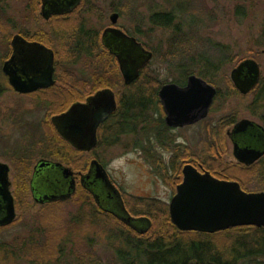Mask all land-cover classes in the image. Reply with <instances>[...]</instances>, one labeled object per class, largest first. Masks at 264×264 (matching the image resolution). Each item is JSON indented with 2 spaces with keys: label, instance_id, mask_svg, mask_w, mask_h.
Segmentation results:
<instances>
[{
  "label": "trees",
  "instance_id": "obj_1",
  "mask_svg": "<svg viewBox=\"0 0 264 264\" xmlns=\"http://www.w3.org/2000/svg\"><path fill=\"white\" fill-rule=\"evenodd\" d=\"M6 1L0 0V15H4L2 6ZM93 1L82 0L81 5L71 15L53 17L48 24V32L43 31L34 36H29L23 31L19 33L27 41L37 42L54 52L53 68H55L56 85L54 88L43 89L30 95L39 105L47 107L45 110L48 118L43 124L47 139L39 140L40 146L36 148L37 156L34 157L35 153L31 152L33 147L18 154L17 163L22 177V186L18 188L16 185L14 191L15 205L18 209L30 198V183L23 177L30 175L31 171L33 173L38 158L58 161L82 173L89 170V158L80 157L81 153L71 148L60 137L52 123V118L65 114L72 106L85 102L99 91L114 90L122 85V76L114 64V57H111L114 62L105 61L110 55L101 44V30L91 23L90 16L91 14L100 16L102 20V12L110 11L118 13L120 18L125 20L129 17V9L123 1L114 3L115 0H107L110 4L105 2L107 5L105 8L101 7L105 5L101 0H96L97 3ZM100 1L101 5L98 4ZM29 4V7L38 10L41 0H29ZM237 15L244 16L240 8L237 9ZM132 20L136 23L135 34L124 28L122 30L135 38L143 33L139 27L143 21H147L151 28L171 32L165 54H160L161 46L158 48H151L147 44L143 46L154 52L153 61L160 60L167 63L169 69L178 75L173 81L175 84H186L191 75L214 84V79L218 78L224 65L229 63L230 49L223 45L208 43L206 47L210 51L199 50V52L192 45L194 42L190 39L195 19L186 22L176 11H153L144 18L139 15ZM256 44L264 51V26ZM81 62L85 63L82 73L85 74L86 79L76 80L77 77L74 76L71 68ZM150 66L151 64L147 65L141 71L139 79L134 84L123 85L118 91L116 95L118 111L113 116L114 120L107 124V128L101 130L98 150L102 146L116 144L121 136L138 135V138L154 133L157 143L170 152L171 156L168 160H164L150 146L153 136L146 139L145 144L135 142L134 147L140 148L153 174L165 185L173 186L174 191L183 179V168L188 164L196 168L201 167L205 172L216 177L235 176L238 171L225 169L222 159L223 130L227 121L228 124L234 123L233 116L219 121L214 146L209 143L210 145L206 144L202 151L196 152L187 147L170 145L173 139L164 126V114L157 94L164 83L154 77ZM64 74L67 75V80L63 78ZM7 81L0 67V97L12 91ZM83 84L85 86L83 89L88 90L85 95L77 91ZM228 84H232L230 80ZM230 89L228 96L238 94L234 87L231 86ZM254 96L256 99L249 106L252 113L264 109V77ZM220 97L221 94L218 98ZM76 195L81 196L82 192L79 191ZM88 195L82 201L73 197L71 202L40 207L42 213H39L38 228L35 227L27 238L18 243L19 246L0 243V264H18L20 260L30 264H62L69 244L73 246L72 254L77 256L76 264H101L97 255L91 251V247L101 240L104 241L103 245L115 255L117 264H249L252 262L261 264L259 260L264 258V228L240 227L216 234L179 232L171 222L168 204L153 198L123 194L126 212L132 218L149 221V226L142 235L114 215L102 210L98 212L91 195ZM132 201H135V205L131 204ZM69 204L79 205L77 215L65 210ZM95 229L99 230L101 236L97 237V232L92 233ZM82 246L86 248V253L79 255L75 250L79 251Z\"/></svg>",
  "mask_w": 264,
  "mask_h": 264
},
{
  "label": "rangeland",
  "instance_id": "obj_2",
  "mask_svg": "<svg viewBox=\"0 0 264 264\" xmlns=\"http://www.w3.org/2000/svg\"><path fill=\"white\" fill-rule=\"evenodd\" d=\"M101 1L105 4L104 6L101 5ZM101 1L98 4L105 8L107 6L105 2L108 1ZM120 1H123V4L129 9V17L125 20L119 19L118 27L120 29L124 28L135 34L136 23L132 18H137L139 15L144 18L153 11H176L178 16L183 17L186 22L195 19L190 40L194 42L192 45L196 47L198 52L199 50L210 51L206 47L208 43L220 44L230 49L229 63L227 62L224 65L218 78L214 79V86L221 92V100L216 102L214 111H212L208 119L197 126L177 130L174 134H171L172 139L174 142L176 141L178 146H182V148L187 147L197 152L202 151L203 145L211 140L212 128L217 125L221 118L227 115L237 114L238 120L255 119L252 118L247 109L249 103L252 101V95L248 97H243L240 94L228 96L231 86L233 87V84H228V81L231 79L230 75L232 70L239 63L249 59H254L259 64L262 76L264 77V51L257 47L256 44V40L264 26V0H115L114 3H121ZM93 2L97 3L96 0ZM29 6V0H7L2 6L4 8V15H0V67L11 57V38L17 34L19 35L21 31L28 33L29 36H34L43 31H49L48 24L53 17L49 21H45L40 17L41 6L38 7V10ZM239 8L244 16L237 15V9ZM102 14V20L100 16L91 14L90 21L97 29L101 30L100 34L103 35V31L111 25L110 16L113 13L108 11L106 13L102 12ZM142 23L139 27L143 33L136 38L142 45L147 44L151 48L161 46L162 49L160 52L162 53L160 54H165L168 50L167 43L171 32L151 28L147 21H143ZM111 57L113 56L110 55L105 58V61H115L114 64L119 70L116 59L114 58L115 60L113 61ZM150 64V71H152L154 77L161 83H175L173 81L175 78H178V75L169 69L167 63L160 60L153 61L152 59ZM84 66L85 63L81 62L79 65L71 68L74 76L77 77L76 80L86 79L85 74L82 73ZM63 78L67 80V75L64 74ZM121 84L113 91L118 93L122 89L124 85L123 78ZM83 87H85L84 84L77 90L81 94L88 91L85 88L83 89ZM45 109H47L46 106L39 105L38 101L30 95L18 94L17 100L15 92L10 91L0 97V162L10 167V180L13 182L12 191L16 190V185L18 188L22 186V177L20 176V169L17 163L18 154L24 151L26 152L29 147H33L34 149L31 152L35 153L34 157L37 156L36 148L40 146L38 144L39 140L42 138L43 140L47 139L46 130L43 128V124L48 118V116L46 117L47 110ZM71 109L66 113L67 119L69 120H72L70 118L72 116ZM259 116H264V112ZM65 121L67 122V120ZM255 121L259 122L257 119ZM65 127L66 124L63 123V135L67 140L74 141V135L65 131ZM83 128H85L83 138L86 139V143H90L87 139L89 134L88 123L83 125ZM154 135L156 134L151 133L149 136L145 135L138 138V135L136 137H132L131 135L121 136L115 145H106L99 150L97 159L104 166L109 178L116 183L123 194L140 198H153L169 205L175 194L173 186L165 185L158 176H155L140 148L136 149L134 147L135 142L145 144L146 139L148 140L153 136L151 140L152 145L150 146L158 154L163 155L165 160H168L171 156L170 152L164 148L163 150L160 148ZM229 151L231 152L230 147ZM80 156H85L89 160L93 158H90L88 154H80ZM226 159L234 162L230 153ZM39 160L38 158L37 163ZM67 168L73 172L79 171H75L70 167ZM30 173V175L23 177V179L30 182L32 171ZM241 176L244 175L241 174ZM256 176L257 173L255 172L248 175V177ZM249 187L251 190L260 189L259 185ZM52 191L53 188L48 187L44 188L41 193H51ZM79 191H77V194ZM81 192L82 195H76L74 199L79 198V201L86 199L88 194L84 191ZM131 204L135 205V201H132ZM76 206L69 204L65 210H69L73 215H77L79 205ZM40 207L34 204L30 194L27 203L20 209L16 208V219L14 223L10 227L0 231V243H6L14 247L19 246L18 243L27 238L35 230V227L38 228L39 213H42ZM95 209L98 212L100 211L98 206ZM93 230L92 233H98L97 237L101 236L98 229ZM103 244L104 241L102 240L95 243L91 247V251L97 255L101 264H117L113 252ZM72 248V244H69L63 260L64 263L62 264H76L77 256L72 254ZM75 251L79 255H83L86 253V248L84 249L82 246L79 251L78 249ZM70 254H72L71 257ZM259 262L264 264V258L260 259ZM18 264L30 263L20 260ZM249 264L256 263L252 262Z\"/></svg>",
  "mask_w": 264,
  "mask_h": 264
},
{
  "label": "water",
  "instance_id": "obj_3",
  "mask_svg": "<svg viewBox=\"0 0 264 264\" xmlns=\"http://www.w3.org/2000/svg\"><path fill=\"white\" fill-rule=\"evenodd\" d=\"M81 3L82 0H41L40 17L49 21L52 17L71 15ZM119 19L118 13H113L110 16L111 25L103 31L101 44L110 55L115 57L124 85L129 86L139 79L142 69L151 63L153 52L146 50L136 38L120 29L118 27ZM11 48V59L3 64L2 72L7 77L12 91H18L19 95H31L43 89L54 88L56 85L55 68H53L55 55L52 50L37 42H28L20 35L12 38ZM230 78L235 89L241 95L246 96L259 84L261 70L257 62L246 60L232 70ZM186 84L185 87H180L175 83H167L157 93L166 115L165 123L168 128L179 129L194 126L209 116L217 90L196 75L189 76ZM98 102L96 98L92 103L93 106ZM72 107L70 111L72 120L67 119L65 113L52 118V123L58 134L74 147H76L74 144L80 143L78 140L83 139L87 148H90L93 145V139L89 129L87 139L90 143H86V139L83 138L85 132L83 125L88 123L89 115L82 121V106L76 104ZM110 112L106 109L99 115V112L96 113V116H99L97 120L109 116ZM63 123L66 124L65 131L74 135V141L67 140L63 135ZM249 128L261 132V129L256 128L253 123L241 121L235 126L233 135L243 134ZM93 131L91 129L92 134ZM263 156V146L258 149L242 147L236 142L235 157L240 163L251 166ZM38 163L32 183V190L38 203L46 205L70 200L74 192V181L70 180L73 177L72 170L61 168L58 163L52 164L44 160ZM43 169H47L46 173L38 178L37 174ZM51 169L60 170L61 173L50 171ZM90 169L91 173L86 176L84 185L90 194L93 192L96 195V198L93 196L97 201V198L100 199L98 194L102 195L103 192L105 195V190L102 189L105 185L107 187L110 185L109 177L107 171L97 161L92 163ZM200 169L189 164L183 168V181L177 187L176 194L169 204L171 222L180 232L216 234L240 227L264 228V193H245L237 183L218 181L209 172ZM9 174V166L0 163V197L5 211V215L0 218L1 228L11 226L16 219ZM63 180L70 181L69 188L58 192ZM95 183L98 184L96 187H94ZM48 187L53 188L51 193H41L44 188ZM103 203L100 202L104 209L103 212L114 215L130 228L136 231L148 228L149 221L147 219L141 221L132 219L122 202L120 205L118 202L115 204L104 203V207Z\"/></svg>",
  "mask_w": 264,
  "mask_h": 264
},
{
  "label": "flooded vegetation",
  "instance_id": "obj_4",
  "mask_svg": "<svg viewBox=\"0 0 264 264\" xmlns=\"http://www.w3.org/2000/svg\"><path fill=\"white\" fill-rule=\"evenodd\" d=\"M17 36H18V34H17ZM130 36V35H129ZM11 56H12V53H11ZM9 59H11V57L9 58ZM8 59V60H9ZM8 60H6V61H8ZM249 60H254V59H249ZM5 61V62H6ZM246 61V60H245ZM255 61V60H254ZM4 62V63H5ZM244 62V61H243ZM256 62V61H255ZM242 63V62H241ZM241 63H239L238 64V66L241 64ZM17 65H18V60H17ZM259 65V64H258ZM3 66V65H2ZM237 66V67H238ZM236 67V68H237ZM260 68V67H259ZM260 70H261V68H260ZM262 78H263V76H262V72H261V78H260V82H261V80H262ZM232 82V81H231ZM260 82H259V84L256 86V88L250 93V94H248V95H246V96H243V95H241L236 89V91H237V93L238 94H240L241 96H243V97H248V96H250V95H252V101L249 103V105H248V107H247V109H248V112L250 113V115L252 116V118H255V119H257L259 122H257V121H255V119L254 120H251V119H240V120H238V118H237V114H230V115H227V116H225V117H230V116H233L232 118H234V123L232 124V123H229L228 124V121L225 123L226 125H225V128H224V130H223V143H224V153H223V156H222V159H223V163H224V165H225V169H227L228 171H230V170H233V171H238L239 173H241V174H243L244 176H241V174H239V173H236L235 174V176H224L223 178H221V177H216V176H214V175H212L215 179H217L218 181H223V182H228V183H237L239 186H240V188L245 192V193H248V194H251V193H264V156L263 157H261L258 161H256L254 164H252L251 166H246V165H244V164H242V163H240L238 160H237V158L235 157V146H236V142L239 144V145H241L242 147H246V146H248V147H250V148H256V149H258V148H260V147H264V116H259L262 112H264V109H261V110H258V111H256L255 113H252V111H250V109H249V106L251 105V104H253V102L255 101V99H256V97L254 96V93L256 92V90H257V88L259 87V85H260ZM186 83H187V81H186ZM209 85H211V86H213L216 90H217V95H216V97H215V99H214V103H213V105H212V107H211V110H210V113H209V116H210V114L212 113V111H214V107H215V104H216V102H217V98H218V96H219V94H221V92L219 91V89L216 87V86H214V84H211V83H209V82H207ZM7 84H9V81H7ZM134 84V83H133ZM233 84V83H232ZM163 85H165V84H163ZM162 85V86H163ZM178 86H180V87H185L187 84H183V85H180V84H177ZM161 86V87H162ZM160 87V88H161ZM233 87H234V85H233ZM235 88V87H234ZM13 90V89H12ZM160 90V89H159ZM108 91V92H107ZM13 92H15V94H16V96H17V100H18V91H13ZM159 93V92H158ZM118 93H116L115 91H113V90H102V91H99L98 93H96V94H94V95H92V96H90L88 99H86V101L84 102V103H80V105L82 106V111H81V120L83 121V119L84 118H86V116L87 115H89V117H88V124H89V132H90V136H91V138L93 139V145L90 147V148H87V145L84 143V141H83V139H81V140H78V142H80V143H76V144H74L76 147H74L73 145H71L69 142H67V141H65L61 136V138L67 143V144H69L70 146H71V148H73V149H76V150H78V152L79 153H81V154H88V156L91 158V157H93L92 158V160H90V163H89V170L87 171V172H85V173H82V172H73V177L70 179V180H73L74 181V192L72 193V195H71V197H70V200L74 197V196H76V194H77V191H79V190H81V191H84V192H86V193H88L89 195H91V197H92V200L94 201V203H95V205L96 206H98V208H99V210H103L104 211V209H102V206L100 205V202H101V204L104 202L105 204L106 203H110L111 202V204H115V203H119V205L121 204V202H122V204L124 205V201H123V192H121V190H120V188L116 185V183L113 181V180H111L110 178H109V186L107 187L106 185H105V187L102 189L103 191L105 190V195H104V193L102 192V195L101 194H98L99 196H100V199L99 198H97L96 200L97 201H95V199H94V196H95V198H96V195H94V193L92 192V194H90V191L89 190H87V188H86V186L84 185V180L86 179V176L88 175V174H90L91 173V165H92V163L94 162V161H97V162H99L98 161V159H97V155H98V151L99 150H101L104 146H102L99 150H98V143H99V135H101L100 134V132H101V130L103 129V128H107V124L109 123V122H111V120L113 121L114 119H113V116H115L116 115V113H117V111H118V100H117V95ZM159 97V96H158ZM97 98V100L99 101L98 103H97V105H94L93 106V101L95 100ZM219 99V101L221 100V97L220 98H218ZM223 99V98H222ZM160 100V99H159ZM160 104H161V107H162V110H163V114H164V117H163V123H164V126H165V128L167 129V130H169L168 131V133L170 134V136H171V134H174V132L175 131H177V130H181V129H185V128H189V127H185V128H179V129H172V128H168L167 126H166V123H165V112H164V109H163V106H162V103H161V101H160ZM113 105V106H112ZM98 109V111H96V109ZM108 110V111H111L110 112V115L109 116H107V117H105L104 119H100L99 121L97 120V117H99V116H96V113H98V115L99 114H101L102 113V111H104V110ZM79 116H80V114H79ZM208 116V117H209ZM225 117H223V118H225ZM223 118H221V119H223ZM208 119V118H207ZM221 119L219 120V121H221ZM79 120H80V118H79ZM206 120V119H205ZM204 120V121H205ZM231 120V119H230ZM219 121H218V123H217V125L216 126H214L213 128H212V131H211V140L208 142V143H206L207 145H210V144H212V146H214V142H216V138H215V134H216V132L218 131V129H219ZM241 121H249V122H251V123H253V125H255V127L256 128H259V129H261V132H257V129H254V128H249V129H247L243 134H240V135H238V136H234L233 135V130H234V128H235V126L238 124V123H240ZM203 121H201V122H199V123H197L196 125H194V126H197V125H199L200 123H202ZM229 122H231V121H229ZM94 125H95V127H94ZM194 126H190V127H194ZM93 127V128H92ZM91 129H93L94 131H93V134L91 133ZM74 131V130H73ZM167 132V131H166ZM166 132H164V133H166ZM81 134V133H80ZM129 136V135H128ZM132 136V135H131ZM133 137V136H132ZM210 143V144H209ZM205 144V145H206ZM115 145V144H114ZM159 145V144H158ZM170 145H178L177 143H176V141L174 142V140H173V142H172V144H170ZM205 145H203V149H204V147H205ZM230 145V146H229ZM109 146V145H108ZM111 146V145H110ZM216 146V145H215ZM229 147L231 148V152H233V153H231L230 151H229ZM160 148H162V150H163V147L160 145ZM165 149V148H164ZM202 149V150H203ZM197 152V151H196ZM229 153L231 154V158H233V160H234V162H232V161H230V160H227L226 159V157L227 156H229ZM160 155V154H159ZM160 156H162L163 157V155H160ZM81 157V156H80ZM95 157V158H94ZM163 159H164V157H163ZM42 160H44V161H46L45 159H40L39 161H42ZM165 160V159H164ZM38 161V162H39ZM48 162H51L52 164H60L61 165V168H67L66 166H64L62 163H59L58 161H53V160H47ZM1 163V162H0ZM100 163V162H99ZM38 164L39 163H37L36 165H35V167H34V169H33V173H32V178H31V181L30 182H28V183H30L31 185H30V194H31V198H32V200H33V202H34V204L35 205H39V206H41V207H43V206H45V205H41L40 203H38V201H37V199H36V197H35V195H34V193H33V181H34V177H35V175H36V168H37V166H38ZM101 164V163H100ZM102 165V164H101ZM102 167L104 168V166L102 165ZM10 168V167H9ZM196 168V167H195ZM201 167H198L197 169H199V170H201L200 169ZM105 169V168H104ZM11 171V170H10ZM46 171H47V169H43L42 171H40L37 175H38V178H40V177H42L45 173H46ZM49 171V170H48ZM50 171H57V170H55V169H51ZM204 171V170H203ZM57 172H60V170H58ZM257 173V176L256 177H248V175L249 174H253V173ZM61 173V172H60ZM246 175V176H245ZM108 177H109V175H108ZM9 178H10V174H9ZM182 181H183V179H182ZM182 181H181V183H182ZM69 182L70 181H65V180H63L61 183H60V186H59V188H58V192L61 190V191H64V190H68V188H69ZM10 183H11V186H10V190H11V192H12V194H13V197H14V191H12V186H13V182H11V180H10ZM180 183V184H181ZM180 184H178V186L180 185ZM98 184L97 183H95L94 184V187H96ZM256 185H259L260 187V189L259 190H251V189H249L250 187L249 186H255L256 187ZM177 186V187H178ZM177 187H176V189H177ZM111 188V189H110ZM176 189H175V194H176ZM95 190V192H96V189H94ZM116 192V193H115ZM115 193V194H114ZM112 194H114V196H112ZM175 194L173 195V197L175 196ZM94 195V196H93ZM173 197H172V199H173ZM107 198V199H106ZM171 199V200H172ZM70 200L68 199V200H66V201H61L60 203H64V202H70ZM106 201H108V202H106ZM121 201V202H120ZM171 202V201H170ZM3 202H2V200H1V197H0V218H2L4 215H5V211L3 210V204H2ZM14 203H15V197H14ZM56 203H59V201H57ZM104 203H103V207H104ZM52 204H55V203H52ZM170 204V203H169ZM46 205H48V204H46ZM113 206H115V205H113ZM169 206V205H168ZM15 209H16V205H15ZM132 217V216H131ZM132 219H134V220H144V219H142V218H136V217H133ZM10 227V226H9ZM6 228H8V227H6ZM6 228H1L0 227V229H6ZM145 228V227H144ZM178 230V229H177ZM136 231V230H135ZM179 231V230H178ZM136 232H138V233H140V234H142V235H144L145 234V232H146V230L145 229H141V230H137ZM180 232V231H179Z\"/></svg>",
  "mask_w": 264,
  "mask_h": 264
}]
</instances>
